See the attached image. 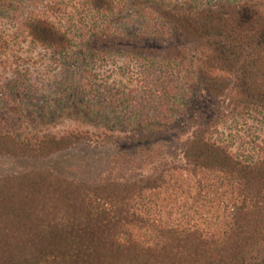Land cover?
Returning a JSON list of instances; mask_svg holds the SVG:
<instances>
[{
    "label": "trees",
    "instance_id": "1",
    "mask_svg": "<svg viewBox=\"0 0 264 264\" xmlns=\"http://www.w3.org/2000/svg\"><path fill=\"white\" fill-rule=\"evenodd\" d=\"M41 5L49 17L23 16ZM9 19L0 156L137 151L95 180L41 168L0 177V264H264V158L236 157L219 132L264 115V0H0V26ZM19 45L31 55H6ZM33 102L37 116L23 107ZM34 117L107 131L53 135L29 129Z\"/></svg>",
    "mask_w": 264,
    "mask_h": 264
},
{
    "label": "rangeland",
    "instance_id": "2",
    "mask_svg": "<svg viewBox=\"0 0 264 264\" xmlns=\"http://www.w3.org/2000/svg\"><path fill=\"white\" fill-rule=\"evenodd\" d=\"M44 5L39 6L38 9L35 8L28 9L26 14H24L23 16L28 17L35 13L43 15L44 12H42V9ZM50 14L47 13L44 15L46 17H49L48 15ZM17 26H18V22L15 20L13 21L10 19L7 21L3 20L1 22L0 31L4 32L7 30L8 34L18 36L17 28H16ZM149 46H155V44H150ZM32 50L33 48H30L27 45L26 46L19 45L18 47L14 48L13 52H7L6 55L9 57L18 55V57H21V59L22 58L25 59L31 55L30 52H32ZM42 54L43 53H41L40 51H37L36 53H34L35 56L34 59H38V58L43 59V56H41ZM46 63L49 65V62ZM48 79L49 80L51 79L50 82L52 84H56L59 77L58 74L54 72L52 75H50V78ZM52 92L53 89L45 90L43 93L40 94V97L50 98ZM21 101L22 100H19L18 102L21 104L22 103ZM201 102L202 100H200L199 103ZM35 105L36 104L33 102L31 104H26L23 107L29 113L35 116L37 113L34 110ZM208 107L209 106H206V104L203 105V108L206 110L208 109ZM212 108H214L215 110V102H213ZM244 114L245 116L237 115L238 117L236 120L225 119L226 124L223 125L221 124L219 126V132L221 135H225L224 139L227 140L228 146L231 147V151L236 157H239L241 159H245L248 157H252V158L256 157V159H263L264 158V115H262L259 112L257 113L245 112ZM33 120L36 121V117H34L32 120L31 119L27 120L29 129L38 132L43 131V133H49L53 135H65L70 131H75L78 129L90 131L92 133H103L107 131L106 129L107 125L98 124L93 120H88L85 123L84 122L81 123L79 121L71 120L70 118H65V119L63 118V120L61 119L59 122L53 125H43L40 124L41 123L40 121L38 124L36 122L32 123L34 122ZM123 134L119 133L117 135L123 137L125 136V134L128 133L123 132ZM172 138L173 137L168 138V140L174 141V139ZM146 145L148 144L146 143ZM136 151H137L136 146L127 145L125 143H117L115 145H108L104 147L88 145L86 143H83L77 145L73 149L64 151L52 157L41 160L16 159L12 157L0 156V177L7 174L21 173L29 169L41 168L45 170H50L53 173V175L69 182L70 181L82 182L88 180H95L101 177L100 175L102 173H105V171L110 167L113 159L117 155L121 153L132 154L135 153ZM154 197H155L154 195H149L148 201L150 202L151 200H155Z\"/></svg>",
    "mask_w": 264,
    "mask_h": 264
}]
</instances>
